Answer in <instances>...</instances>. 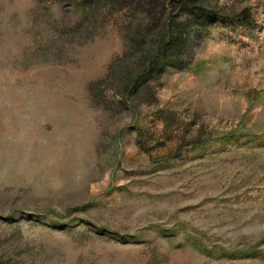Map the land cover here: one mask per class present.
<instances>
[{
    "label": "rangeland",
    "instance_id": "obj_1",
    "mask_svg": "<svg viewBox=\"0 0 264 264\" xmlns=\"http://www.w3.org/2000/svg\"><path fill=\"white\" fill-rule=\"evenodd\" d=\"M145 2L0 0V264H264V0Z\"/></svg>",
    "mask_w": 264,
    "mask_h": 264
},
{
    "label": "trees",
    "instance_id": "obj_2",
    "mask_svg": "<svg viewBox=\"0 0 264 264\" xmlns=\"http://www.w3.org/2000/svg\"><path fill=\"white\" fill-rule=\"evenodd\" d=\"M86 4L100 0H85ZM110 3L120 5L125 0H109ZM134 1V0H133ZM148 5V14L159 15L156 18L155 36L147 39L151 62L163 63L167 60L166 50L181 43V33L195 28L200 17L216 18L217 13L205 5V0H143ZM88 6V5H87ZM122 5H120L121 8ZM155 18V17H154ZM239 23H251L248 10H243L233 18ZM156 48L152 55V50ZM164 64V63H163Z\"/></svg>",
    "mask_w": 264,
    "mask_h": 264
}]
</instances>
